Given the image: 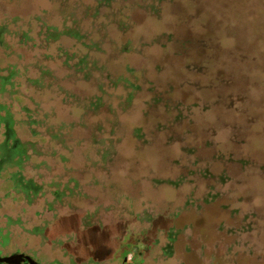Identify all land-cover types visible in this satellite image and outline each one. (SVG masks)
Listing matches in <instances>:
<instances>
[{"label": "rangeland", "instance_id": "374dc122", "mask_svg": "<svg viewBox=\"0 0 264 264\" xmlns=\"http://www.w3.org/2000/svg\"><path fill=\"white\" fill-rule=\"evenodd\" d=\"M7 131L5 254L264 264V0H0V161Z\"/></svg>", "mask_w": 264, "mask_h": 264}, {"label": "trees", "instance_id": "16d2710c", "mask_svg": "<svg viewBox=\"0 0 264 264\" xmlns=\"http://www.w3.org/2000/svg\"><path fill=\"white\" fill-rule=\"evenodd\" d=\"M68 36H70L72 39H76V40H78L79 39V33H78V31H76V30H73V29H70V30H68ZM53 36V38L55 39V40H58V37H59V33L58 34H56V33H54V35H52ZM82 46H84V47H86V45H82ZM80 52V51H79ZM71 60H75V65H74V67L75 68H77V72H78V74H82L83 75V80H85V81H88L91 77H92V74L94 73V72H96V71H99L100 69H99V67H97V61L96 60H90V56L88 55V53H87V51L85 52V53H83V54H79L78 53V51L77 52H74L73 53V55H72V57H71ZM229 94V93H228ZM229 99V98H228ZM98 100H100L99 98H98ZM222 101H224V103L226 104V108L229 110V109H232L233 107H231V103H230V101L227 103V102H225V99L223 98V95H222V93H218L217 95H216V99H215V104L217 105V106H221V102ZM219 102V103H218ZM76 107H78V108H83V109H87L88 111H90V110H93L94 108L97 110V109H99L100 107H101V104H100V101L99 102H95V101H92L91 103H89V105H84L83 107H81V104H80V101H77L76 103ZM233 105V104H232ZM220 122H222V123H225V121H220ZM43 123H44V121L43 120H41L38 124L39 125H43ZM225 125V124H224ZM61 128H63L62 126H61ZM10 133V132H9ZM36 135H39V134H42V133H38V132H36L35 133ZM11 135V134H10ZM212 136L215 138L216 136H217V134H216V132L215 131H213V134H212ZM11 138H13V137H11ZM10 139V138H9ZM45 137L44 138H42V141H44V142H46L45 141ZM50 139L53 141V142H55V143H57L60 147H62V148H64V149H66V140L63 138V136L61 135V134H57V133H55V134H52L51 136H50ZM9 141L7 142H5V144L3 145L4 147V149H5V147L7 146L8 148H10L9 150H13L12 148H13V146H15V144H17L16 145V148L13 150V151H10L11 153H13V159L15 158V157H20V156H24L25 155V153H26V150H27V147H22V146H19L20 144H19V142H15L14 144H13V146L12 147H10L9 146ZM30 144V143H29ZM28 145V144H27ZM26 148V149H25ZM57 151H54V154H57L56 153ZM217 154V153H216ZM219 155H220V153H219ZM218 156V155H217ZM3 157V154H2V156H1V158ZM60 157H62L63 159H65L66 157L65 156H63V155H61ZM20 164H21V159L18 161ZM17 162V163H18ZM19 164V165H20ZM19 175V173L18 174H15V175H12V180L13 181H15V182H18L19 183V179L17 178V176ZM32 182V181H31ZM53 183H61V178L59 179V181H55V182H53ZM67 183H79V180H77L76 178H71L70 180H69V182H67ZM17 185V184H16ZM54 196H55V198H56V200H62V196H63V192H61L60 190H58L57 189V191H55L54 192Z\"/></svg>", "mask_w": 264, "mask_h": 264}, {"label": "flooded vegetation", "instance_id": "af4514ba", "mask_svg": "<svg viewBox=\"0 0 264 264\" xmlns=\"http://www.w3.org/2000/svg\"><path fill=\"white\" fill-rule=\"evenodd\" d=\"M6 137H7V142L10 138V133L7 131L6 133ZM16 145L13 146V150L16 148ZM10 148H8L7 146L5 147V149L3 150V157L0 161V167L3 164H8L12 161L13 159V153H11L10 151L13 150H9ZM27 256H30V258H28ZM0 257L2 258H7V257H11V259H9L6 262H0V264H42L40 263L38 260H36L33 256L29 255L28 253H23V252H11V253H7L5 254L2 249H0Z\"/></svg>", "mask_w": 264, "mask_h": 264}, {"label": "water", "instance_id": "95a60500", "mask_svg": "<svg viewBox=\"0 0 264 264\" xmlns=\"http://www.w3.org/2000/svg\"><path fill=\"white\" fill-rule=\"evenodd\" d=\"M28 258H30V256H27ZM9 259H11V257H7V258H2L0 257V262H6L8 261Z\"/></svg>", "mask_w": 264, "mask_h": 264}]
</instances>
